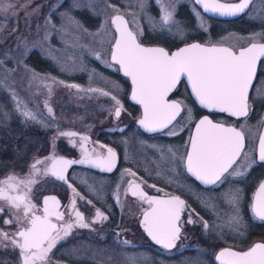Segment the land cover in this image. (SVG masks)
I'll list each match as a JSON object with an SVG mask.
<instances>
[{"label":"rangeland","instance_id":"obj_1","mask_svg":"<svg viewBox=\"0 0 264 264\" xmlns=\"http://www.w3.org/2000/svg\"><path fill=\"white\" fill-rule=\"evenodd\" d=\"M74 2H78L79 7H72ZM162 3L172 11V19L167 24H163V13L157 0H143L142 8L138 0H0V6L13 4L15 7L14 11L0 12V181L9 176L20 180L34 161H42L39 167L44 168L49 162L48 157L80 152L85 144L83 137L95 144L97 122L102 116H111L115 107L111 95L117 96L124 107V100L128 98L127 78L120 75L117 65L110 61L116 36L110 20L115 13L125 15L134 32L136 25L139 26L142 34L137 38L143 43L170 46L199 39L233 45L264 36V0H254L248 13L234 21L211 20L193 0H162ZM65 13L78 21L80 27L66 23ZM82 13L89 16L93 26L83 22ZM133 18L136 25L132 23ZM242 30L250 32L238 33ZM25 43L31 49L27 55H23ZM33 52L51 63L52 72L40 71L28 62ZM97 53L100 60L95 58ZM104 92L110 95H103ZM262 107L264 109V99ZM24 111L30 112L35 119L26 118L22 114ZM130 118L129 113H124L122 125L117 129L125 131ZM22 125L37 134L34 138L28 137L24 145L15 140L12 161H8L7 130L19 131ZM60 132L77 135L62 136ZM118 139L126 162L131 139L129 141L126 136ZM137 143L155 146L153 149L161 160V147L155 142L137 139ZM21 162L22 166H19ZM41 189L40 182L30 189L31 200L41 198ZM200 200L202 207L208 208V196H201ZM0 206L4 207L0 220L13 219L8 203L0 200ZM223 221L224 218L219 216L214 222L218 230L223 229ZM124 246H89L75 241L69 251L81 260L68 264H193L194 261L196 264H213L211 256L216 248L208 245L189 247L196 250L193 255L181 253L186 250L165 251L153 245L150 251L136 246L127 252ZM3 249L8 251V258L2 256ZM14 258L12 250L0 244V264H18Z\"/></svg>","mask_w":264,"mask_h":264},{"label":"snow or ice","instance_id":"obj_2","mask_svg":"<svg viewBox=\"0 0 264 264\" xmlns=\"http://www.w3.org/2000/svg\"><path fill=\"white\" fill-rule=\"evenodd\" d=\"M91 2V0H89ZM143 7V0H138ZM160 3L163 24H167L172 19V11L165 7L162 0ZM196 5H201L205 12H212L219 15L235 16L244 12L248 8L250 0H240L239 3L225 4L218 0H194ZM172 6V5H169ZM72 7H79L78 2H74ZM113 10L118 12L115 6ZM15 10L13 4L0 6V12ZM199 15V13H197ZM65 22L80 27L79 22L67 13L64 14ZM107 23V21H106ZM116 25L118 36L111 46V62L119 65L123 75L130 77L132 84L131 99L143 106L142 118L139 125L148 133L161 132L168 129L165 135H178L176 131L178 125L182 130V125L177 121L181 112L185 116L181 120L191 119V110L182 106L180 101L168 99L169 93L175 90L182 77L186 78L191 86V92L196 101L203 109L228 113L233 117H247L249 113V93L253 97L260 94L257 88L259 80L254 81L257 70V62L264 57V43H251L250 46L234 51L229 47H205L198 43L183 47L173 54H169L162 48H145L137 40V36L142 34L135 18L132 23L136 25V32L128 27L121 15L116 14L112 19ZM163 26V25H162ZM54 27V26H53ZM31 49L25 43L23 55H27ZM97 60L100 55L94 54ZM2 63V61H0ZM108 66H112L111 63ZM75 87V85H73ZM91 91H96L91 89ZM103 95H110L104 92ZM115 104L113 115L119 117L122 105L115 95H111ZM49 112L51 109L49 108ZM26 118L35 119L28 111L22 113ZM174 121L176 123H174ZM171 126V127H170ZM123 131V129H120ZM62 136H75L74 132H60ZM87 141V137H83ZM75 146V145H73ZM155 147V146H153ZM83 151V148H82ZM171 160L180 166L184 173L189 174L195 181L208 188L219 189L226 183H231L234 177H244L249 169L256 163H264V135H261L258 142V159L247 161L248 153L245 152V136L242 129L236 127H225L222 124L214 123L207 115L199 118L195 123L194 132L189 137L185 145V152L178 156L171 148L168 149ZM244 153L245 161L237 163ZM50 167H46L44 172H50L57 180L68 183L66 175L67 169L73 164H87L91 168L101 172L110 173L116 167L117 155L112 148H108L106 154H97L93 157L84 151V155L79 160H68L62 157H48ZM42 161H34L31 174H38L37 164ZM236 167H233V166ZM175 171V168H173ZM132 177L127 181V188L120 193L119 183L117 185L116 199L119 201L120 195H127L130 191L132 196H138L144 203L149 205V209L143 214L142 224L144 231L157 245L164 249H172L180 239L181 215L187 209V223H194L192 216L195 209L187 205L180 196H170L166 199L151 197L140 189V184L136 182L135 173L130 169H125ZM22 183L28 185L34 183L19 180L14 176H9L0 181V200H4L9 205V215L13 219H5L4 224H14L16 231L9 235L0 231V242L9 240L14 248L19 249L21 264H38L47 262L48 254L55 247L56 243L70 234L73 227L88 228L89 223L85 221L83 214L75 208V201L68 204L70 217L64 223L58 225L55 221H64V211L60 210V202L55 197L43 199L42 215L36 214V206L29 198L30 188L26 189L24 195H12ZM72 188L71 184H68ZM155 188V185H151ZM93 192L96 190L89 186ZM73 192L76 190L73 188ZM162 191V189H157ZM77 195H79L77 193ZM222 197L238 209L239 189L229 188L223 192ZM81 200L85 198L79 197ZM51 201V203H49ZM86 203L91 204V200ZM207 203V202H206ZM12 209L17 211L13 212ZM22 209V211H20ZM253 215L256 219L264 221V182L258 188L255 203L252 207ZM4 213V207L0 206V214ZM238 211L232 220L238 221ZM107 220V216L97 211L93 223ZM199 221L207 229V221L199 217ZM128 244V241H122ZM216 259L220 264H264V244H256L245 252H236L224 249L219 252ZM193 264H196L194 261Z\"/></svg>","mask_w":264,"mask_h":264},{"label":"flooded vegetation","instance_id":"obj_3","mask_svg":"<svg viewBox=\"0 0 264 264\" xmlns=\"http://www.w3.org/2000/svg\"><path fill=\"white\" fill-rule=\"evenodd\" d=\"M253 2L254 0L250 8ZM248 11L243 16H245ZM210 19L213 21H224L213 18ZM249 32L250 31L242 30L238 33L246 34ZM195 41L204 45H226L231 47L234 51H238L241 48L249 46L251 43H264V36H257L255 40L233 45L224 42L207 43L199 39L180 41L170 46L153 42L141 43L150 46H162L169 54H172L173 51L180 46ZM263 69L264 59H261L254 79V81L259 80L260 82L259 85H257L260 94L253 97L250 90L248 116L239 118L233 117L228 113H210L206 110H202L196 102L186 78L182 77L175 90L169 93L168 96L170 101H180L182 106H186L187 109L191 110V119L186 118L181 120V117L185 116L184 111L177 117V121L182 125V130L179 125L176 129L178 135H165L164 133H166L168 129H164L161 132L148 133L140 127L138 120L142 117L143 110L141 105L130 100L129 94L131 91V84L127 79L128 98L126 101L124 100L125 108L122 105L121 114L118 118L113 115L115 107L111 116L101 117L97 123V133L95 135L96 143H91V140L87 139L82 147L83 151L81 148L80 152L74 151V154L73 151H71L68 154L58 153L53 155L55 157L61 156L79 160L83 157L84 151L95 157L97 154H106L107 149L112 148L118 158L116 167L112 172L105 173L98 169L91 168L90 166L74 165L67 170L66 175L68 177V183L66 184L63 181L57 180L50 172L47 174L44 172L46 167H50L49 161L44 168L39 167V164H37V169L40 170L38 174L30 175V169L20 179L25 182L32 180L34 183L30 185L22 183L15 192L10 193L12 195H24L27 188L32 189L37 182H40L43 185V189H41L43 195L41 198L33 201L29 196L31 203L36 206V214H43V197L51 194L58 198L60 210L64 211V221H55V218H53V222L60 225L70 218L74 219V217H70V210L67 207L69 201L74 200L75 208L83 214L85 221L89 223L88 228L73 227L70 234L60 239L55 247H53L52 251L48 254V261L38 262V264H68L72 261H80L81 259H76L77 256L72 255L69 251V246L75 241L89 246L96 244L108 246L125 245L126 247H124L127 252L133 250V247L135 249L136 246H142L144 251H150L153 245L165 251H172L175 249H179L180 251L186 250L181 253L193 255L196 250L189 247L208 245L212 248L216 247L213 249L214 252L211 256L213 264H219L216 256L219 251L223 249L245 252L256 244H264V221L256 219L252 212L259 185L261 182H264V163L258 162L252 165L246 176L234 177L231 183H226L221 188L213 190L211 186L205 188V186L195 181L189 174L184 173L182 168L171 160V154L168 152V149L171 148L178 156L183 155L185 152V145L194 132L195 123L199 118L207 115L208 118L215 123H220L225 127L242 129L245 136V152L248 153L247 161L257 160L259 138L261 135H264V109L262 107V100L264 99ZM124 113H129L131 118L128 122L127 129L122 132L117 129V127L120 124L122 125V116ZM174 123L176 122L174 121ZM110 127H112V129H109ZM121 136H126L129 141L131 139L129 142V158L126 162H124V156L122 155V146L118 145V138ZM137 139L148 143L155 142L157 146H160L162 152V154H160L162 156L161 160H158L156 156L157 153H155L152 146L147 144L142 146L137 143ZM137 153L138 156H136ZM247 161H245L244 153H242L241 159L238 160L237 163L240 164L241 162ZM233 167L236 166L234 165ZM173 168H175V171H173ZM125 169H130L131 172L136 174V182L140 184L141 191L148 196L162 198L180 196L187 205L195 209V213H198L199 217L207 221V229L204 228L203 224L199 221V217L195 214L192 216L194 223H187L188 211L186 209L181 215L180 239L177 240L174 248L164 249L160 245L152 242L144 231L142 224L143 214L149 209V205L144 203L138 196H132L130 191L127 195L121 194L119 201L116 199V189L121 180V174L124 173V182L119 183L120 193H123L127 188V181L132 179L128 173L124 172ZM68 184H71L72 188H69ZM151 185H155L156 187L153 188ZM89 186H92L96 191H91ZM39 187H41V185H39ZM73 188L76 190L75 192H73ZM229 188L233 190L239 189L238 209H234L233 205L228 203L221 195ZM157 189H162V191H158ZM77 193L79 195H77ZM204 195L209 198L208 208L202 207L200 197ZM80 196H83L85 199L81 200L79 198ZM87 200H91L92 203H86ZM97 211L107 216V220H100L93 223ZM237 211L239 217L238 221L232 220V217L237 214ZM219 216L224 218L223 229L220 230V228V231L214 225V222ZM4 220L5 219L0 220V231L7 232L11 235L16 231V226H13V224L6 225L3 223ZM125 240L129 243H122V241ZM0 244L5 245L8 250H12L15 257L14 260L17 261L18 264H21L19 249L14 248L9 240H3ZM7 252L4 250V255L2 256L8 258Z\"/></svg>","mask_w":264,"mask_h":264},{"label":"water","instance_id":"obj_4","mask_svg":"<svg viewBox=\"0 0 264 264\" xmlns=\"http://www.w3.org/2000/svg\"><path fill=\"white\" fill-rule=\"evenodd\" d=\"M252 1L253 0H250V3H249V6H248V8H246L245 10H244V12H242V13H239V14H237V15H235V16H225V15H219V14H216V13H212V12H205L204 10H203V8H202V6L201 5H197L201 10H202V12L203 13H205L208 17H210V18H213V19H217V20H224V21H230V20H236V19H238V18H240L241 16H243L247 11H248V9L250 8V5H251V3H252ZM218 2H220V3H225V4H233V3H239L240 2V0H238V1H224V0H218ZM116 14H119V15H121L126 21H128V19H127V17L125 16V15H123L122 13H115L112 17H111V24H112V27H113V29H114V31H115V34H116V36H115V38L118 36V33L116 32V25L115 24H113L112 23V19L114 18V16L116 15ZM128 27H129V29L130 30H132L131 29V27H130V24H129V21H128ZM133 31V30H132ZM134 32V31H133ZM137 40H138V38H137ZM138 42L143 46V47H145V48H162V49H164L165 51H167L164 47H162V46H150V45H145V44H143V43H141L139 40H138ZM193 43H198V44H200V45H202V46H205V47H213V46H216V47H229V46H226V45H204V44H201V43H199V42H197V41H195V42H191V43H188V44H184V45H182V46H180L178 49H176V50H174L173 51V53L174 52H176L177 50H179V49H181V48H183V47H186V46H188V45H190V44H193ZM257 44H261V43H257ZM251 45V44H250ZM249 45V46H250ZM248 47V46H247ZM229 48H231V47H229ZM232 49V48H231ZM172 53V54H173ZM171 55V54H170ZM261 59H264V57H261L259 60H258V62H257V70H258V65H259V62H260V60ZM110 61H111V56H110ZM112 63H114V62H112ZM118 66V69H119V65H117ZM257 70H256V73H257ZM119 73H120V75H122L123 77H125V78H127L128 80H129V82H130V84H131V79H130V77H126V76H124L123 75V72H122V70H119ZM256 76V75H255ZM254 79H255V77H254ZM189 86H190V84H189ZM190 88H191V86H190ZM131 93H132V84H131V91H130V94H129V98H130V100L131 101H133L132 99H131ZM133 102H135V101H133ZM197 102V101H196ZM198 103V102H197ZM199 105V104H198ZM141 107H142V110H143V106L141 105ZM199 107L202 109V110H206L207 112H210V113H213V112H218V111H212V110H209V109H203L200 105H199ZM142 118V117H141ZM140 118V119H141ZM139 119V120H140ZM139 120H138V123H139ZM215 123V122H214ZM220 124V123H219ZM58 157H61V156H58ZM62 158H64V159H68V160H73V159H70V158H66V157H62ZM74 165H86V166H89V165H87V164H73V165H71L69 168H71L72 166H74ZM68 168V169H69ZM67 169V170H68ZM46 197H55L57 200H58V198L55 196V195H45L44 197H43V199L44 198H46ZM157 198H161V199H166V198H162V197H157ZM49 203H51V201L49 202ZM42 204H43V200H42ZM142 220H143V218H142ZM144 228V227H143ZM147 234V233H146ZM149 237V236H148ZM150 238V237H149ZM151 239V238H150ZM152 241V240H151ZM152 242H154V241H152ZM155 243V242H154ZM156 244V243H155ZM224 250V249H223ZM222 251V250H221ZM220 252V251H219ZM219 254V253H218ZM218 261V260H217ZM218 263L220 264V262L218 261Z\"/></svg>","mask_w":264,"mask_h":264},{"label":"trees","instance_id":"obj_5","mask_svg":"<svg viewBox=\"0 0 264 264\" xmlns=\"http://www.w3.org/2000/svg\"><path fill=\"white\" fill-rule=\"evenodd\" d=\"M88 17L89 16L87 14H83V16H82L83 22L85 24H87L88 26H93V21L91 19H89ZM28 62L40 71L52 72V70H53L51 63L47 59H45L44 57H42L41 55H39L38 53H35V52H33L30 55ZM23 127H21L19 131H13L10 129L7 130V132H8L7 133V144H8L7 154L9 155L8 161L9 160L12 161L11 156L13 155V153H12V151L14 149L13 142H15V140L18 139V141L22 142L21 145H24L26 143L24 141L26 139H28V137L34 138V136H36V134H37L34 131L27 129L26 127H24V128ZM11 163L14 164V162H10L9 164H11ZM19 166H22V162L19 164ZM13 168H14V165H13Z\"/></svg>","mask_w":264,"mask_h":264}]
</instances>
